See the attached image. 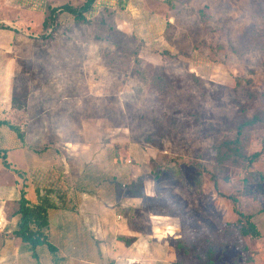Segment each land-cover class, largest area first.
<instances>
[{"label": "rangeland", "instance_id": "obj_1", "mask_svg": "<svg viewBox=\"0 0 264 264\" xmlns=\"http://www.w3.org/2000/svg\"><path fill=\"white\" fill-rule=\"evenodd\" d=\"M82 2L0 0V21L19 30L10 33V51L4 58L10 56L11 63L5 69L0 64V73L5 70L10 76L16 98L10 121L21 126L28 147L43 152L78 141L82 122H94L101 145L109 141L137 145L148 152L149 169L157 170L168 160L166 149L174 154L165 163L158 193L157 204L164 211L178 212L185 205L189 212L201 205L202 213L216 201L222 211L225 203L232 205L225 197L229 194L239 197L250 212L264 208V182L256 179L243 184L244 173L237 169L224 180L208 150L226 122L236 117L238 106H245L248 116L264 110V56L259 51L243 52L244 46H261L263 40H240L252 26L264 38V2L172 0L168 4L166 0H138L163 20L159 33L138 35L120 29L118 21L124 17L118 3L106 0L97 13L86 16L87 22L76 23L71 15L59 13L52 35L44 36L48 33L42 25L48 6H78ZM138 17L136 20H143L142 15ZM156 70L167 84L161 91L150 88ZM250 92L256 96L253 101L247 97ZM152 119L159 121L155 130ZM209 127L214 131L208 132ZM150 131L153 134L147 140ZM123 146L118 151H126ZM187 147L191 152L186 164L197 148L203 149V198L185 188L183 179L192 182L193 169L182 167L179 175L180 167L173 162L182 160L180 155ZM249 150L262 151L251 171L264 173V128L253 130ZM11 161L19 166L13 154ZM210 173L217 176L216 185ZM243 192L245 197H240ZM5 204L11 214L13 201ZM219 213L218 220L223 217ZM255 222L262 237L245 239L253 257L247 264H264V210L256 213ZM2 231L0 227V234ZM236 252L225 248L220 257L229 260Z\"/></svg>", "mask_w": 264, "mask_h": 264}, {"label": "crops", "instance_id": "obj_2", "mask_svg": "<svg viewBox=\"0 0 264 264\" xmlns=\"http://www.w3.org/2000/svg\"><path fill=\"white\" fill-rule=\"evenodd\" d=\"M104 2L98 0L96 8L100 9ZM119 9L124 19L118 25L125 33L152 35L163 27L161 16L138 4V0H127ZM141 15L143 20H136ZM10 33L14 31L0 29L3 69L11 63L10 56L4 58L10 51ZM10 89L11 79L4 70L0 73V120L10 119ZM93 123L82 122L80 140L43 152L30 149L25 139L21 142L6 125H0V149L5 151L8 163L4 165L0 159V227L8 232L14 230L18 216L10 217L5 203L17 200L21 189L32 204L41 194H48L55 205L48 210L47 235L55 251L40 245L34 259L30 246L11 236L0 249V264H174L176 261L172 241L181 235L180 221L169 213L152 211L156 190L148 152L137 145H127V150L119 151L118 156L108 154L100 144L99 127ZM12 154L20 162L18 167L11 161ZM140 176L144 177L143 197L130 194L126 188ZM218 203L214 207L223 214L222 219L235 221L232 205L225 203L221 211ZM120 237L132 239L131 244L126 245Z\"/></svg>", "mask_w": 264, "mask_h": 264}, {"label": "trees", "instance_id": "obj_3", "mask_svg": "<svg viewBox=\"0 0 264 264\" xmlns=\"http://www.w3.org/2000/svg\"><path fill=\"white\" fill-rule=\"evenodd\" d=\"M97 1L98 0H83V2L78 6L72 4H63L58 7L48 6V14L42 24L48 31V33L44 36L50 37V35H52L57 17L59 13L62 12L71 15L73 21L76 23L87 22L89 19L86 16H93L97 11ZM126 1L127 0H117L118 6L121 7ZM261 1L264 2V0ZM166 2L171 4L172 0H166ZM260 13H262V10ZM166 25H169L168 21L166 22ZM0 29L12 30L14 33L15 31L19 32L17 28H12V25L6 21H0ZM247 38H249L252 42L262 39L263 44L261 46H244L245 48L243 49V52L249 53L259 51L261 55L264 56V38L261 33L255 27H249L241 35L240 40L245 41ZM132 57V63L135 64L137 59L135 55H132ZM137 74L142 81H145L142 74L139 72H137ZM193 79L197 80V77L194 76ZM163 85L164 87H162ZM166 85V81L161 76V71L156 70L152 76L150 88L152 87L154 90L161 91L162 89H166ZM247 97L249 100L253 101L256 96L254 93L250 92ZM15 105L16 98L11 87V109H14ZM237 110L238 114L236 117L233 120L226 122L223 127L224 131L220 133V136L213 142V144H211L208 150L213 152L214 163L221 169L220 174L224 180H229L230 178L228 175L230 172L237 169L244 173L243 184H247L249 180L256 179L264 182V173L251 171L254 163L260 161L263 153L261 150H249L253 130L256 127L264 128V110L257 111L252 116H248L245 113V106H238ZM0 125H6L21 142H24L25 134L20 125L11 122L10 119L0 120ZM151 125L152 127L154 126L153 129H156V127L159 126V121H157V119H152ZM207 131L213 132L214 129L209 127V130L207 128ZM219 132L220 131L218 130L217 133ZM152 134L153 132L150 131L146 139L150 140ZM147 140H145V142L150 143ZM123 145L127 146V144L113 143L110 141L103 143V147L107 149L108 154H114L116 156L119 154L118 147ZM142 147L146 148L148 146ZM198 149L199 148H197L195 150V154L192 155L193 158L191 157L190 164H186L188 162V160L186 161V156L191 152L188 147L184 149L183 153L180 155L182 160H175L173 162L180 167L181 171L179 175L182 173V167L193 169L194 175L192 182L187 181V179H183L185 188L190 193L203 198L201 185L205 168H203V164L200 159L203 149L202 151ZM40 151L41 150L38 152ZM165 153L169 155L168 160L164 161L163 164L157 168V170H154L153 167L150 169V175L154 179V188L156 190V196L153 198L151 204H153L152 211L154 213H169L177 217L180 221L181 235L179 238L172 241V246L176 254V261L174 264H247L251 262L253 257L249 252L245 239H257L262 237V234L256 225L255 216L256 213L263 211L264 208L259 209L257 212H250L243 208L241 201L238 200L239 197L229 194L225 197L232 203L233 212L237 217L235 221H224L223 219L218 220L220 213L215 209L213 204L205 207V211L202 213H200V210H203L201 205L197 206L194 211L189 212L185 210V205L180 207L178 212H172L169 210L164 211V209L157 204V200L159 198L158 193L160 192L159 188L161 184V176L165 173L164 170L167 165L165 163L171 161V157L174 155L167 149ZM0 159L4 165L8 166L5 151L1 149ZM149 160L151 161V158ZM183 160L185 163L181 164ZM210 177L216 185L217 176L210 173ZM143 186L144 177L140 176L135 181L126 185V188L130 194L143 197ZM218 195L222 194L218 192ZM240 197H245V193H241ZM13 204L15 208L10 214V217L17 215L18 221L14 230L11 232H7L6 228L2 229L3 231L0 234V249L4 245L5 239L14 236L20 238L22 242L30 246L32 257L34 259H37L36 248L40 245H47L51 252L55 251V248L48 242L47 237L49 228L48 210L55 206L48 194H41L38 201L35 204H32L26 197L25 190L21 189L19 198L13 201ZM209 214L210 216L208 217ZM119 239L126 245H130L132 242V239L130 238L120 237ZM225 248H234L237 252L229 260L223 261L221 259L222 257H220V252H222Z\"/></svg>", "mask_w": 264, "mask_h": 264}]
</instances>
